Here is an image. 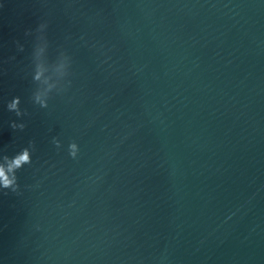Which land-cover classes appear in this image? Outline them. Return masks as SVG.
Wrapping results in <instances>:
<instances>
[{
    "label": "water",
    "instance_id": "95a60500",
    "mask_svg": "<svg viewBox=\"0 0 264 264\" xmlns=\"http://www.w3.org/2000/svg\"><path fill=\"white\" fill-rule=\"evenodd\" d=\"M29 141L0 264H264V0H0Z\"/></svg>",
    "mask_w": 264,
    "mask_h": 264
},
{
    "label": "clouds",
    "instance_id": "9594fccd",
    "mask_svg": "<svg viewBox=\"0 0 264 264\" xmlns=\"http://www.w3.org/2000/svg\"><path fill=\"white\" fill-rule=\"evenodd\" d=\"M31 30H26L24 35L27 36L28 33ZM20 51H23V47H20ZM71 61L72 58L69 56ZM10 59H15V57H10ZM35 77V79H38ZM71 84V81H70ZM69 84V86H70ZM68 86V87H69ZM67 89L62 90L58 94H61L65 92ZM35 105H39L40 108H47L48 107V102L46 101H41L39 96H36L34 100L32 101ZM20 97L15 96L11 99V102H8L6 104L7 110L10 112H14L16 117H21L23 115H27L26 111H21L20 107ZM24 123H16L15 121L10 122V127L13 130L19 129L23 130L25 128ZM52 143L55 145L57 149L61 147L60 141L56 138H52ZM34 150V142L29 141L27 147H23L20 149L19 152L15 153L13 156L9 157L8 155H3V163L0 164V189L3 190H10L13 193L19 194V184H18V178L16 173L25 165H31L32 164V159H31V152ZM68 155L72 159H76L79 148L78 145L75 141H71L68 144ZM7 195V192L4 193Z\"/></svg>",
    "mask_w": 264,
    "mask_h": 264
}]
</instances>
